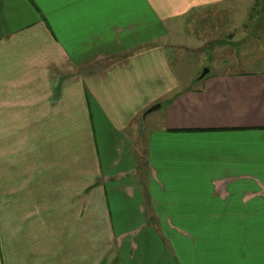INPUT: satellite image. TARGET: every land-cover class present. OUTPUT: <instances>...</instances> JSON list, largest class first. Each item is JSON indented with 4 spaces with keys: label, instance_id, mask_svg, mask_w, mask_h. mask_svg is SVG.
Returning a JSON list of instances; mask_svg holds the SVG:
<instances>
[{
    "label": "crops",
    "instance_id": "1",
    "mask_svg": "<svg viewBox=\"0 0 264 264\" xmlns=\"http://www.w3.org/2000/svg\"><path fill=\"white\" fill-rule=\"evenodd\" d=\"M259 1L0 0V264H264Z\"/></svg>",
    "mask_w": 264,
    "mask_h": 264
},
{
    "label": "rangeland",
    "instance_id": "2",
    "mask_svg": "<svg viewBox=\"0 0 264 264\" xmlns=\"http://www.w3.org/2000/svg\"><path fill=\"white\" fill-rule=\"evenodd\" d=\"M261 1V2H260ZM257 3V6L251 12V17L249 20V25L259 26L260 32L258 34H253V38L259 36L262 40L264 39V0H260ZM216 25H225V18L221 19H212L209 16V13H205L201 16H191L187 19V26H189V33H191V37L198 35L199 37H203V44L207 46L210 44V41L215 39L214 32L210 34V28L214 30ZM212 31V30H211ZM218 39L224 41L226 39L225 34H218ZM205 39V40H204ZM211 39V40H210ZM209 49V48H208ZM208 49H203V53L192 52L190 50L178 49L176 51V56L174 57V53H168L171 55L173 61V68L175 69L179 78L183 81L189 82V79L196 76L200 77L205 69H209V73L211 75L216 74L217 72H221L225 69V66L221 65L220 60H217L212 53ZM228 53V52H227ZM222 60H225L227 57L226 51L220 54ZM235 68L242 69V67Z\"/></svg>",
    "mask_w": 264,
    "mask_h": 264
},
{
    "label": "water",
    "instance_id": "3",
    "mask_svg": "<svg viewBox=\"0 0 264 264\" xmlns=\"http://www.w3.org/2000/svg\"><path fill=\"white\" fill-rule=\"evenodd\" d=\"M208 73H209V69H205V70L203 71L202 75H201V78L205 77ZM159 108H160V105H156V106L151 107V108L145 113V116H146L147 114H149V113H151V112H153V111L159 109Z\"/></svg>",
    "mask_w": 264,
    "mask_h": 264
}]
</instances>
